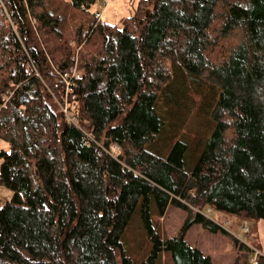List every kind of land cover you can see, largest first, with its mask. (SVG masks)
Returning a JSON list of instances; mask_svg holds the SVG:
<instances>
[{
  "label": "trees",
  "instance_id": "1",
  "mask_svg": "<svg viewBox=\"0 0 264 264\" xmlns=\"http://www.w3.org/2000/svg\"><path fill=\"white\" fill-rule=\"evenodd\" d=\"M95 1L0 0V264H211L185 240L193 224L225 233L205 208L264 220V0H139L120 27ZM176 70L214 91L212 130L158 155ZM169 205L186 217L167 237Z\"/></svg>",
  "mask_w": 264,
  "mask_h": 264
},
{
  "label": "rangeland",
  "instance_id": "2",
  "mask_svg": "<svg viewBox=\"0 0 264 264\" xmlns=\"http://www.w3.org/2000/svg\"><path fill=\"white\" fill-rule=\"evenodd\" d=\"M138 2L139 0H96L91 11L99 14L102 23L120 27L121 20L134 13L139 5ZM180 72L176 70L174 78L167 83L169 94L161 96L162 98L157 101V109L166 122L158 141L150 147L151 151H156L158 155H162L167 150L175 137L177 139L186 138L191 129L198 130L203 136H208L212 130L211 121L205 115L203 104L216 96L214 91L205 84H200L189 74H186V78L183 79ZM200 146L187 153L188 167L194 163ZM8 149V143L0 138V151H8ZM11 196V190L0 185V206ZM204 215L217 223L225 233L219 230L217 233H211L200 224H193L187 230L185 240L191 246L201 250L203 254L209 255L211 264H233L235 262L241 251L233 240L246 243L253 249L259 247L261 254L264 255V220L244 221L238 217L206 208ZM185 217V211L169 205L163 216L156 219L160 234L167 237L175 235L183 225ZM130 228L129 236L139 238L140 231H138L136 221ZM239 259L243 264L249 262L248 257ZM156 264L173 263L168 258L162 257Z\"/></svg>",
  "mask_w": 264,
  "mask_h": 264
},
{
  "label": "built area",
  "instance_id": "3",
  "mask_svg": "<svg viewBox=\"0 0 264 264\" xmlns=\"http://www.w3.org/2000/svg\"><path fill=\"white\" fill-rule=\"evenodd\" d=\"M107 152H109V154L116 158L119 154H120V147L118 144L112 142L110 143L109 147H108V150ZM259 252L258 250H255L254 249V256L251 258V264H257V259H256V256L259 255ZM261 254V253H260Z\"/></svg>",
  "mask_w": 264,
  "mask_h": 264
},
{
  "label": "water",
  "instance_id": "4",
  "mask_svg": "<svg viewBox=\"0 0 264 264\" xmlns=\"http://www.w3.org/2000/svg\"><path fill=\"white\" fill-rule=\"evenodd\" d=\"M146 17L148 16V11L146 12V15H145Z\"/></svg>",
  "mask_w": 264,
  "mask_h": 264
}]
</instances>
